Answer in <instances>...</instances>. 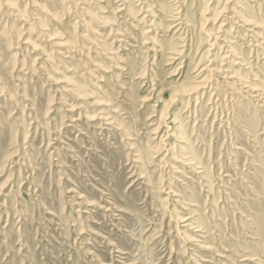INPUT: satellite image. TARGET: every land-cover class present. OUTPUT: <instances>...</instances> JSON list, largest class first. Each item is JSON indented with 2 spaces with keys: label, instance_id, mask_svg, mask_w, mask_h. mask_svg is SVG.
Instances as JSON below:
<instances>
[{
  "label": "rangeland",
  "instance_id": "374dc122",
  "mask_svg": "<svg viewBox=\"0 0 264 264\" xmlns=\"http://www.w3.org/2000/svg\"><path fill=\"white\" fill-rule=\"evenodd\" d=\"M0 264H264V0H0Z\"/></svg>",
  "mask_w": 264,
  "mask_h": 264
},
{
  "label": "bare ground",
  "instance_id": "6f19581e",
  "mask_svg": "<svg viewBox=\"0 0 264 264\" xmlns=\"http://www.w3.org/2000/svg\"><path fill=\"white\" fill-rule=\"evenodd\" d=\"M204 81V80H203ZM199 89V88H198ZM139 100H141V99H139Z\"/></svg>",
  "mask_w": 264,
  "mask_h": 264
}]
</instances>
